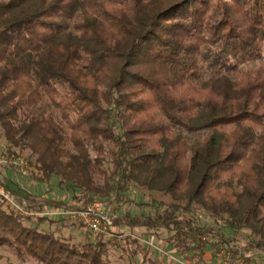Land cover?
<instances>
[{
    "label": "trees",
    "instance_id": "obj_1",
    "mask_svg": "<svg viewBox=\"0 0 264 264\" xmlns=\"http://www.w3.org/2000/svg\"><path fill=\"white\" fill-rule=\"evenodd\" d=\"M213 1L0 0L5 154L29 151L36 183L116 196V228L172 232L188 253L246 231L240 249L264 255V0ZM131 186L168 201L135 204ZM28 221L0 204V248L20 261L107 264L106 243Z\"/></svg>",
    "mask_w": 264,
    "mask_h": 264
},
{
    "label": "rangeland",
    "instance_id": "obj_2",
    "mask_svg": "<svg viewBox=\"0 0 264 264\" xmlns=\"http://www.w3.org/2000/svg\"><path fill=\"white\" fill-rule=\"evenodd\" d=\"M216 3V1H213ZM9 147V144L6 142L3 132L0 128V161L6 156V150ZM15 150V149H14ZM19 152V154H24L27 157L28 163H32L34 161V157H32L29 151H19L18 149L15 150ZM5 172V173H4ZM7 172V177L5 176ZM9 174V175H8ZM0 179L5 180L6 182H11L12 185L20 189L27 194L35 196L36 198H42L45 200H50L53 202H61L63 204H68L76 197L79 199L81 195L85 194L83 192H73L67 185H60V179L53 177L51 180L44 182V183H36L32 180L31 174L29 176H22L15 170H10L4 165L0 164ZM89 195V194H86ZM128 200L134 202L135 204H149L152 201L158 203H167L168 198L163 197L158 193H149L145 190L139 189L137 187L131 186L129 188V192L126 194ZM99 200H105L106 197L97 196L95 197ZM118 206L119 203L116 201L115 203V210L118 214ZM134 215L140 214L141 209L136 207L133 208ZM145 214H153L154 210L152 208L147 207L145 209ZM182 218H192L190 216H182ZM194 218H198L197 221L201 226L211 227L213 230H216V225L213 222V219L206 213L197 210L196 214H194ZM200 218V219H199ZM37 221L30 220L28 222H24V225L31 226L35 224ZM38 230L47 233H53L57 238L61 239L62 241L69 242L74 245H81L83 244L86 239H91L90 233L85 231L84 229L72 224L69 221H61V222H54L52 224L48 222H44L43 224L38 226ZM126 232L133 233L136 236H141L144 230L142 229H135V230H128L123 229ZM225 238L233 239L234 243L238 248L245 247L248 241V232L243 231L236 235L225 232ZM205 237V242L199 240L200 246L202 248L205 247L211 241V236L207 235ZM145 242H150L151 238H153V247L145 250V247L139 243L137 240L132 238H127L123 241H117L111 243L109 240L105 239L103 243H106V256L105 262L107 264H149L147 263V259L151 258L150 260H158V264L162 263L163 259L165 264H190L187 260H191L193 256V252H183L180 248L176 247L177 241L173 238L172 232L164 231L159 236H149L146 235L143 237ZM201 238H203L201 236ZM195 242V241H194ZM198 241H196L197 245ZM251 255V254H250ZM257 262H264V258H258L257 256L254 257ZM196 262V261H195ZM194 262V263H195ZM200 261H198L199 263ZM193 263V264H194ZM197 263V264H198ZM0 264H34L30 259H27L25 262L20 261L15 253L7 248L1 247L0 248ZM200 264H203L200 262ZM208 264V263H204ZM210 264H221L219 260L215 259L213 263Z\"/></svg>",
    "mask_w": 264,
    "mask_h": 264
},
{
    "label": "built area",
    "instance_id": "obj_3",
    "mask_svg": "<svg viewBox=\"0 0 264 264\" xmlns=\"http://www.w3.org/2000/svg\"><path fill=\"white\" fill-rule=\"evenodd\" d=\"M0 164L10 170H15L22 176L31 174L30 163H28L24 154H18L16 157L7 156L0 161ZM5 176L7 177V172ZM5 183V180L0 179V204L16 216L26 220L46 218L54 222L69 221L90 233L96 241L107 239L114 243L132 238L147 247H153V238L150 242H145L141 236H136L115 227L114 221L118 218V214L115 210L116 196L114 195H110L105 200H99L83 194L76 201L72 200L64 206L55 208L46 205L41 200L32 203L27 198L7 189ZM39 208H41V211H39ZM202 241H205V239L202 238ZM211 249L215 259L219 260L221 264H264V262H257L254 259L255 256L247 255L233 243L215 242ZM203 250V248H197L193 252L192 264Z\"/></svg>",
    "mask_w": 264,
    "mask_h": 264
},
{
    "label": "crops",
    "instance_id": "obj_4",
    "mask_svg": "<svg viewBox=\"0 0 264 264\" xmlns=\"http://www.w3.org/2000/svg\"><path fill=\"white\" fill-rule=\"evenodd\" d=\"M9 175V174H8ZM143 232V234H142V238L143 237H145L146 236V234H145V232L144 231H142ZM145 250H148L147 248H145ZM251 255H253V256H257L259 259L261 258H264V255H262V254H257V253H255V252H253ZM149 259V258H148ZM151 259V258H150ZM215 260V257H214V254L212 253V249H210V247H206V248H204V250H203V252L198 256V258H197V260H196V262L194 263V264H197L198 263V261H200L201 263H208V264H210V263H213V261ZM152 261H154V262H156L157 263V261L158 260H153L152 259ZM187 262L188 263H190V264H192V262H191V260H187ZM200 262L198 263V264H200ZM162 263H164L165 264V261H164V259H163V261H162ZM158 264V263H157Z\"/></svg>",
    "mask_w": 264,
    "mask_h": 264
}]
</instances>
